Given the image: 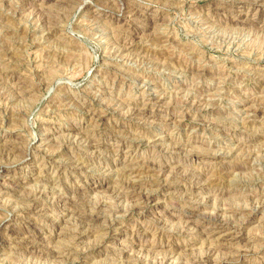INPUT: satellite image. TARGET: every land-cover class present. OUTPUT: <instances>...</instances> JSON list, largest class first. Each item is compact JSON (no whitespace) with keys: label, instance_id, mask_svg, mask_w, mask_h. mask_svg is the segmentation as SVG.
Wrapping results in <instances>:
<instances>
[{"label":"rangeland","instance_id":"rangeland-1","mask_svg":"<svg viewBox=\"0 0 264 264\" xmlns=\"http://www.w3.org/2000/svg\"><path fill=\"white\" fill-rule=\"evenodd\" d=\"M255 4L0 0V264H264Z\"/></svg>","mask_w":264,"mask_h":264},{"label":"bare ground","instance_id":"bare-ground-1","mask_svg":"<svg viewBox=\"0 0 264 264\" xmlns=\"http://www.w3.org/2000/svg\"><path fill=\"white\" fill-rule=\"evenodd\" d=\"M255 7L258 8V9H260V8L263 9V8H264V5H260V4L258 5V4H255ZM249 109L252 110V109H253L252 106H250L249 108L245 109L244 111L247 113ZM256 111H257V109L255 110V112H256ZM249 165H250V164H249ZM163 167H164V166H163ZM161 173H162V172H161ZM187 174H188V173H187ZM185 176H186V175H185ZM159 184H160V183H159ZM136 185H139L140 187H142V186H143V181L138 180ZM263 186H264V185H263ZM158 187L162 190V188L164 187V185H161V184H160ZM148 193H149V192H148ZM136 194H138V193H136ZM150 194H151V193H149V194H139V197H142L141 200L144 199V198H146L147 200H148V199H152V196H151ZM137 197H138V196H137ZM261 197H262V196H261ZM258 200H261V199L259 198ZM262 202H263V201H262ZM260 205H262V204H260ZM260 205H259L258 203H255V205H254V207L252 208L251 212H254L255 210H257V209L259 208ZM199 215H200V214H199ZM249 216H250V215H249ZM232 222H233V221H232ZM225 224H227V223H225L224 220H222L220 223L217 224L218 227H217L216 229H221V231H223V232H224V231H228V232H226L225 235H222V234H221V236H219L218 238L212 239V237L215 236V233H214V231H213V232H210V231H211V230H210L209 232H210V236H211V238H207L209 242H211V243L215 242L217 246H222V245L220 244V240H221V238L232 239V241H235V242L240 241L241 238L238 237V236H241V232L238 231L240 228H239L238 230L235 229L234 232H232L231 229H233V227H230L231 224L228 225V227H225V226H226ZM232 225H233V224H232ZM234 228H236V227H234ZM211 229H212V228H211ZM213 230H214V229H213ZM205 232L207 233L208 231H205V230H204V232H203V233H204V236H205V234H206ZM209 232H208V235H209ZM223 232H222V233H223ZM233 233L235 234L234 236L232 235ZM228 237H229V238H228ZM230 237H232V238H230ZM236 244H237V243H236ZM260 249L263 250V249H264V245H261V248H260ZM236 250H237V249H236ZM241 251H242V250H241ZM263 251H264V250H263ZM237 252H240L239 249L237 250ZM263 256H264V255H263Z\"/></svg>","mask_w":264,"mask_h":264}]
</instances>
